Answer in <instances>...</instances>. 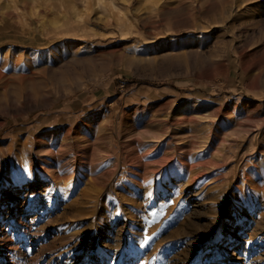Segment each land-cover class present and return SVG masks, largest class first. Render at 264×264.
I'll return each mask as SVG.
<instances>
[{"label":"rangeland","instance_id":"1","mask_svg":"<svg viewBox=\"0 0 264 264\" xmlns=\"http://www.w3.org/2000/svg\"><path fill=\"white\" fill-rule=\"evenodd\" d=\"M155 1L0 0V264H264V0Z\"/></svg>","mask_w":264,"mask_h":264},{"label":"bare ground","instance_id":"2","mask_svg":"<svg viewBox=\"0 0 264 264\" xmlns=\"http://www.w3.org/2000/svg\"><path fill=\"white\" fill-rule=\"evenodd\" d=\"M162 3H163V2H162ZM166 4H167V3H166ZM164 5H165V4H164ZM114 6H115V5H114ZM158 6H159V5H158V0H156L155 2L152 3V9H153V10H158V9H159ZM161 6H163V5H160L159 7L161 8ZM157 8H158V9H157ZM165 8H166V7H165ZM117 9H118V8L116 7V10H117ZM114 10H115V8H114ZM161 11H162V10H161ZM161 11H160V12H161ZM158 12H159V11H158ZM116 13H117V12H116ZM120 15H121V14H120ZM19 186H20V185H19ZM8 189H9V188H8ZM14 198H15V197L12 198V202H14V200H15ZM22 205H23V204H22ZM24 207H25V205H24ZM23 211H26V212H27V211H28V207L23 208ZM8 222H9V221H8ZM11 225H12V224H11ZM12 245H13V244H12ZM14 245H15V244H14ZM6 249H7V248H6ZM233 254H234V253H233ZM234 258H235L236 261H237L236 264H239L238 261H239L240 258H238V257H234ZM243 259H244V258H243ZM228 263H229V262H228Z\"/></svg>","mask_w":264,"mask_h":264}]
</instances>
